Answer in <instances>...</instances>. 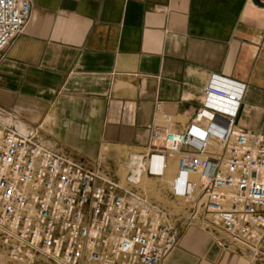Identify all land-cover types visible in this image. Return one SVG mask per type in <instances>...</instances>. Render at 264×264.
Returning a JSON list of instances; mask_svg holds the SVG:
<instances>
[{"label":"crops","instance_id":"obj_1","mask_svg":"<svg viewBox=\"0 0 264 264\" xmlns=\"http://www.w3.org/2000/svg\"><path fill=\"white\" fill-rule=\"evenodd\" d=\"M31 1L0 61V111L13 118L0 122L78 161L107 149L102 163L117 170L165 127L161 114L184 130L215 77L246 85L236 124L264 135V0ZM154 203L180 227L163 264H264L220 247L188 208Z\"/></svg>","mask_w":264,"mask_h":264},{"label":"built area","instance_id":"obj_2","mask_svg":"<svg viewBox=\"0 0 264 264\" xmlns=\"http://www.w3.org/2000/svg\"><path fill=\"white\" fill-rule=\"evenodd\" d=\"M31 0H0V61L31 19ZM246 85L210 77L184 130L150 132L145 161L163 178L176 158L168 194L220 247L264 258V135L236 124ZM3 111H0L2 115ZM4 114V113H3ZM205 125V126H204ZM96 162L78 161L0 124V264H163L180 227Z\"/></svg>","mask_w":264,"mask_h":264},{"label":"rangeland","instance_id":"obj_3","mask_svg":"<svg viewBox=\"0 0 264 264\" xmlns=\"http://www.w3.org/2000/svg\"><path fill=\"white\" fill-rule=\"evenodd\" d=\"M3 113L0 115V118L4 119V122L5 120H8L12 123L13 118L6 114L5 111H3ZM6 123L4 124L9 125ZM19 130L26 132L22 125L19 126ZM106 150L107 149H103L101 158H103V155L106 154ZM146 153V149L142 153H127L124 155V160L121 161L117 170H106L105 167H107V165H104L103 163L102 169L104 170L105 174L117 182L121 188L138 192L139 194L143 195L149 203L163 210L166 213L167 221L171 225H174V218H172L173 215L169 214L162 207L155 204L154 201L158 203L162 202L165 205H170L176 213L184 212L185 209L188 208V205L183 199H170L169 194L167 195L170 186V177H168V175L163 178H152L147 176L145 172L147 163L143 162L141 159V156L145 155ZM134 157H140L138 165L135 163L132 165ZM168 161H172L174 163L168 164L167 171L169 172L170 168L172 167L175 174L176 158H170Z\"/></svg>","mask_w":264,"mask_h":264},{"label":"bare ground","instance_id":"obj_4","mask_svg":"<svg viewBox=\"0 0 264 264\" xmlns=\"http://www.w3.org/2000/svg\"><path fill=\"white\" fill-rule=\"evenodd\" d=\"M0 124L2 125V126H8V125H5L4 123H2V122H0ZM20 131V130H19ZM20 132H22V131H20ZM22 133H26V132H22ZM141 159H142V161L143 162H145V163H147V167H146V170L148 169V168H150V167H152V168H155L156 167V163H155V160H153V161H151V162H147V161H145L144 159H143V157L141 156ZM170 160V159H169ZM172 160V159H171ZM167 166H168V161H167ZM146 170H145V172H146ZM176 173H177V168H176V172H175V174H174V172H173V174H172V176H171V178H170V182H169V185L171 184V182L176 178ZM168 175V171H167V167H166V173H165V176H167ZM164 176V177H165Z\"/></svg>","mask_w":264,"mask_h":264}]
</instances>
